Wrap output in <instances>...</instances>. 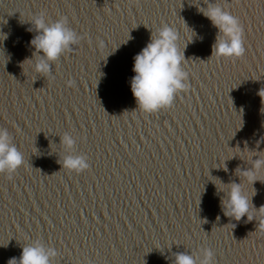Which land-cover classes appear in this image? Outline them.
Segmentation results:
<instances>
[{"label":"water","instance_id":"water-1","mask_svg":"<svg viewBox=\"0 0 264 264\" xmlns=\"http://www.w3.org/2000/svg\"><path fill=\"white\" fill-rule=\"evenodd\" d=\"M210 5L239 21L241 58H211L219 32L199 11ZM41 13L80 38L48 77L24 64ZM163 26L178 33L188 88L145 115L134 57ZM0 32V129L25 160L0 174V264L36 241L54 264H174L185 252L199 264L205 249L214 264H264V171L253 185L237 171L264 159V0H0ZM64 133L87 157L81 174L58 163ZM213 180L243 184L251 220L224 215Z\"/></svg>","mask_w":264,"mask_h":264},{"label":"clouds","instance_id":"clouds-1","mask_svg":"<svg viewBox=\"0 0 264 264\" xmlns=\"http://www.w3.org/2000/svg\"><path fill=\"white\" fill-rule=\"evenodd\" d=\"M200 12L218 29L219 35L213 46L212 56L217 59H238L244 55L243 30L239 21L224 7L210 5ZM37 35L30 41L35 49L36 62H24L30 65V71L39 76L51 75L52 66L55 65L65 53L71 51L73 45L78 44V35L67 26V19L61 18L56 22H49L41 13L30 20ZM3 40L7 34L0 32ZM179 36L174 28L161 27L151 41L142 51L134 57L130 80V90L137 105V110L145 115H152L170 108L176 96L188 88V73L184 70L186 62L184 52L178 46ZM42 54V55H41ZM73 82L69 81L71 86ZM264 101V89L258 93ZM264 110V109H262ZM61 148L65 155L58 161L62 170L70 173L81 174L88 170L87 157L75 154V140L69 133H64L61 138ZM25 160L23 154L12 142V137L6 129H0V174L9 178L22 166ZM226 170V169H225ZM245 181L251 185L260 181L259 173L264 171V159H257L251 170L240 172ZM214 181H218L219 186ZM218 192L226 194L221 200L224 215L236 222L243 218L252 219L253 205L245 193L243 184L232 183L224 185L219 180H213ZM57 252L46 247L40 241L22 246L19 259L12 257L7 264H54ZM214 253L205 249L199 264H214ZM174 264H198L197 259L185 252L175 255Z\"/></svg>","mask_w":264,"mask_h":264}]
</instances>
